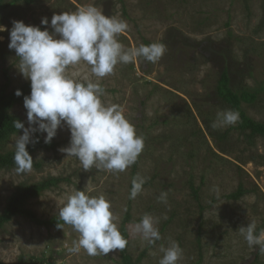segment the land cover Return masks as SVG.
Returning <instances> with one entry per match:
<instances>
[{
    "label": "rangeland",
    "instance_id": "rangeland-1",
    "mask_svg": "<svg viewBox=\"0 0 264 264\" xmlns=\"http://www.w3.org/2000/svg\"><path fill=\"white\" fill-rule=\"evenodd\" d=\"M89 3L105 15L127 22V31L118 36L125 48L154 42L165 46L157 62L140 57L133 63L118 64L114 74L101 81L106 90L103 102L123 108L125 117L144 138V149L124 172L95 167L85 171L78 159L60 151L70 146L71 135L62 126L53 138L61 143L58 149L34 153L40 167L33 166L24 174H18L16 166L0 170V214L20 187L52 176H71L70 182L30 199L26 208L44 220L59 218L67 195L87 188L91 196L104 195L111 202L120 232L130 207L128 251L135 260L146 251L141 264H159L163 256L160 248L167 247L169 241L178 242L183 250L178 264H264V254L256 261L259 246L249 247L239 232L251 221L257 228L264 223V136L252 137L248 131L233 129L240 119L234 125L212 126L218 113L231 110L217 93L224 70L229 71L233 88L257 93L256 101L244 103L243 108L248 116L264 123V0L15 2L0 11V25L8 29L0 32V91L7 82L6 71L11 79L8 92L30 81L18 68L15 50L8 47L13 20L52 31L54 14L74 12ZM45 17L47 26L41 25ZM80 70L90 71L87 66ZM12 113L29 127L24 102ZM206 119L215 136L207 129ZM226 131H230L228 136L220 141L218 136ZM22 134V129L14 134L4 152L15 150V140ZM191 151L194 154L189 155ZM135 165L137 175L149 184L130 199ZM190 181L201 187L200 200L193 196ZM241 183L249 191L239 200L226 199ZM214 185L220 189L219 198L211 191ZM162 192L168 194L167 204L158 200ZM144 214L160 218L162 239L155 245L131 231ZM58 225L47 228L26 216L14 217L0 230V260L6 264L20 258H48L55 264H118L121 260V250L97 256H89L83 249L70 253L79 233L64 222L62 228Z\"/></svg>",
    "mask_w": 264,
    "mask_h": 264
},
{
    "label": "clouds",
    "instance_id": "clouds-1",
    "mask_svg": "<svg viewBox=\"0 0 264 264\" xmlns=\"http://www.w3.org/2000/svg\"><path fill=\"white\" fill-rule=\"evenodd\" d=\"M12 25L8 47L15 50L18 68L31 82V93L24 97L29 127L19 120L14 122L17 130H23L15 140V171H32L33 157L27 146L39 142V137L33 140L35 133H46L44 143L50 144L62 126L71 135L70 146L60 151L78 159L83 170L95 167L119 173L133 165L144 149V138L137 134L120 105L103 102L106 90L101 81L114 74L118 64L133 63L140 57L157 62L165 46L154 42L125 48L118 36L127 31V22L105 15L92 3L74 12L54 14L52 31L19 20H13ZM41 25H49L48 18H43ZM7 30L0 25V32ZM81 66L90 71L82 72ZM16 95L22 93L18 90ZM239 119L238 112H220L212 126L234 125ZM145 183L146 179L139 174L134 177L129 198L135 199ZM89 191L86 188L71 192L59 208L60 220L79 233L68 251L79 253L83 249L89 256L122 251L128 240L118 229L111 202L104 195L91 196ZM211 191L219 198L218 186L214 185ZM167 196V192H162L158 200L167 204ZM159 223L160 218L144 214L131 226V231L143 242L155 245L162 239ZM256 228V222L251 221L239 232L249 247L259 246L264 254V230L257 235ZM160 251L163 256L159 264H178L183 255L176 241H169L167 247L162 245Z\"/></svg>",
    "mask_w": 264,
    "mask_h": 264
},
{
    "label": "trees",
    "instance_id": "trees-1",
    "mask_svg": "<svg viewBox=\"0 0 264 264\" xmlns=\"http://www.w3.org/2000/svg\"><path fill=\"white\" fill-rule=\"evenodd\" d=\"M25 1L28 3L33 2L34 0H9L6 2L5 0H0V11L4 8L11 6L15 4V2ZM5 76L7 79V82L3 89L0 91V170L5 169H11L15 167L14 162V155L15 150L4 152V146L9 142L11 137L20 132V130H17L14 127V122L19 120L22 122V120L16 116L14 113H12V109L19 103L24 102V97L30 95L31 93V82L27 81L24 83L20 88H17L13 90L12 92L7 91V87L10 84V76L8 74V71L5 72ZM20 91L22 95L17 96L16 92ZM217 93L218 96L222 99L223 102H225L232 111L238 112L240 115V122L237 127H233L236 129H240L242 132L249 133L250 136L256 137V136H264V123L258 122L254 118L248 116L246 114V111L243 108V104H251L257 99V93L250 92L248 90H236L231 85V77L228 70H224L221 74V77L218 81L217 85ZM207 129L210 131V134L215 136L214 133L210 130L212 129L210 121L208 119L205 120ZM230 131H226L223 134L219 135L218 138L221 141V139H225ZM36 137H39L38 143H30L27 148L30 153V155L33 157L34 153L37 152L40 149L46 150V151H53L58 149L60 146V142H55L52 140L50 144L44 143V137L41 133H38L33 140L36 139ZM223 153H228V150L225 148H222L221 150ZM191 153L189 155H192L194 153ZM215 156H219L217 153L214 152ZM222 158V157H221ZM33 166L40 167L41 163L36 162L33 159ZM137 176L136 172V165L134 169V177ZM71 176H58V177H48L40 182L28 184L20 187L15 193H13L10 198L8 199L7 205L4 209V211L0 214V230L3 228V226L11 221L16 216H26L27 218L31 219L33 222H35L37 225L47 227L49 228L52 225H56L60 223H63L58 217H54L49 220L41 219L37 216V214L26 208L27 202L35 197L40 196L44 191L49 190L53 187L59 186L63 182H70ZM149 183L146 182L143 187L147 186ZM190 189L192 191L193 196L200 200V190L201 187H196L194 181H190ZM249 190L244 187V185L241 183L236 191H233L231 194H228L225 196L226 199L231 200H239L242 198ZM202 209H204L203 205H200ZM170 218L167 221V224L171 222ZM132 221V214L130 212V207L128 211L125 214L124 220L122 222L121 227V233L122 235L128 240L127 246L121 251V260L118 264H141L143 258L146 255V251H144L136 260L133 258V256L129 253L128 247H129V230H128V224ZM261 230H264V223L257 228L256 234L258 235ZM260 257V251L256 254V261ZM0 264H6L3 261L0 260ZM14 264H55L54 261L48 259V258H31V259H25L20 258V260ZM252 264H255L252 263Z\"/></svg>",
    "mask_w": 264,
    "mask_h": 264
}]
</instances>
